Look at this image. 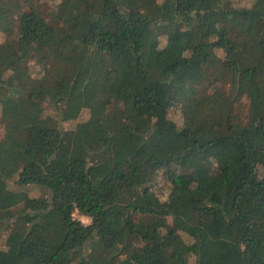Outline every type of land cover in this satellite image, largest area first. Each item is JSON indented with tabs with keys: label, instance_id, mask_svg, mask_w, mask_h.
Wrapping results in <instances>:
<instances>
[{
	"label": "trees",
	"instance_id": "16d2710c",
	"mask_svg": "<svg viewBox=\"0 0 264 264\" xmlns=\"http://www.w3.org/2000/svg\"><path fill=\"white\" fill-rule=\"evenodd\" d=\"M0 32V264H264V0H0Z\"/></svg>",
	"mask_w": 264,
	"mask_h": 264
},
{
	"label": "rangeland",
	"instance_id": "374dc122",
	"mask_svg": "<svg viewBox=\"0 0 264 264\" xmlns=\"http://www.w3.org/2000/svg\"><path fill=\"white\" fill-rule=\"evenodd\" d=\"M53 1V0H50ZM3 39H5V33L0 32V41H2ZM38 55V54H37ZM228 88V96L230 98L231 101L234 102L235 105V110L238 111H244V109H246L247 106V97L245 96V94L242 92L241 89H238L237 87H227ZM174 91H172L171 93H173ZM180 97V96H179ZM173 117L178 121V123H180V118L178 115H176L175 113H173ZM4 134V128L2 126H0V140L3 137ZM155 189L161 193L166 195L167 193V187H168V183L166 181H164L162 178L159 179L158 181L155 182ZM32 194H39L40 193V189H38L36 186H27L26 187ZM75 217L82 220L84 223L89 224L91 222V218L85 215H82L78 210L74 213Z\"/></svg>",
	"mask_w": 264,
	"mask_h": 264
}]
</instances>
